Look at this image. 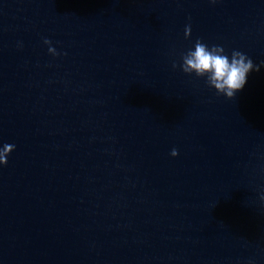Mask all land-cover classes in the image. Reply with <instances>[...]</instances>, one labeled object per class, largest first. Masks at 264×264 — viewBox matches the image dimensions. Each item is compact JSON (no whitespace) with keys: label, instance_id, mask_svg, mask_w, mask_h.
<instances>
[{"label":"water","instance_id":"1","mask_svg":"<svg viewBox=\"0 0 264 264\" xmlns=\"http://www.w3.org/2000/svg\"><path fill=\"white\" fill-rule=\"evenodd\" d=\"M197 38L259 64L264 0H0V264H264V67L217 95Z\"/></svg>","mask_w":264,"mask_h":264},{"label":"clouds","instance_id":"2","mask_svg":"<svg viewBox=\"0 0 264 264\" xmlns=\"http://www.w3.org/2000/svg\"><path fill=\"white\" fill-rule=\"evenodd\" d=\"M215 4L217 0H209ZM191 25L184 27V37L190 35ZM43 43L49 45L47 51L53 57L61 55L51 46V41L44 38ZM172 68L179 69L190 76L202 78L205 84L214 89L217 95L231 99L236 93L243 89L247 82L248 75L253 71H259L264 67V61L259 64L254 63L253 59L246 53L239 50L227 52L222 45L208 44L197 38L186 51L180 54V62H172ZM15 148V145L4 143L0 145V166L7 163L6 157ZM177 150L173 148L170 155L175 157ZM261 203H264V191L259 195Z\"/></svg>","mask_w":264,"mask_h":264}]
</instances>
